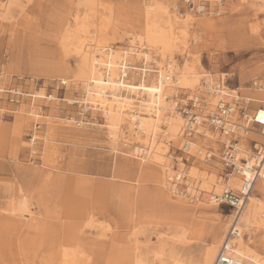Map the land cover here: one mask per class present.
<instances>
[{
    "label": "rangeland",
    "instance_id": "374dc122",
    "mask_svg": "<svg viewBox=\"0 0 264 264\" xmlns=\"http://www.w3.org/2000/svg\"><path fill=\"white\" fill-rule=\"evenodd\" d=\"M79 1L20 0L9 9L7 0H0L6 8L0 9V90H7L0 93V264H62L63 247L76 253L77 264H85L86 258L89 264H203L206 248L225 237L224 224L236 212L225 204L206 202L203 207L188 198L172 196L166 202L159 168L125 153L120 143H110L100 112L84 104L82 89L71 85L69 72L77 58L61 44L74 16L84 13ZM144 1L102 0L93 25L111 4L108 36L122 48L143 30ZM158 1L178 17L176 32L182 28V14L192 18L187 48L174 56L180 66L186 52L213 88L224 79L226 92L260 98L252 83L264 79L263 6L225 0L216 14L196 15L181 0ZM12 88L43 91L57 100L13 99L8 94ZM179 92L181 103L188 91ZM30 103L43 116L40 122L25 115ZM248 106L264 110L257 102ZM34 132L39 137L35 145ZM46 138L51 142L44 144ZM206 138L196 136L194 142L207 143ZM181 142L168 146L172 160L180 159L187 170L217 166V176L224 177L220 141L212 148L218 157L203 155L202 160L181 149ZM173 163L176 170L181 167ZM179 186L184 192L186 186ZM250 195L264 201L259 187ZM244 238L254 255L264 259V229Z\"/></svg>",
    "mask_w": 264,
    "mask_h": 264
},
{
    "label": "bare ground",
    "instance_id": "6f19581e",
    "mask_svg": "<svg viewBox=\"0 0 264 264\" xmlns=\"http://www.w3.org/2000/svg\"><path fill=\"white\" fill-rule=\"evenodd\" d=\"M18 1L20 0H7L6 7L14 6ZM209 1L213 3V0ZM237 1L251 5L257 2L264 7V0ZM79 5L84 8V13H77L74 16L73 24L66 30L61 44L66 52L72 53L77 58L75 69L69 72L74 78L70 84L74 89H82L84 104L89 105L93 111L100 112L110 143L112 145L120 143L127 150L124 151L125 153L142 163L151 161L159 168V183L167 193L166 202L173 196L176 200L188 198L203 207L206 202L207 204L215 203L216 197L220 196L224 189L239 191L241 178L250 176V171L258 166V178L254 180L251 189L246 193L241 207L224 224L225 230L227 229L225 237L220 241L213 240L208 245L203 264H213L216 261L218 252L226 241L227 233L232 229L233 236L228 240V255L232 256L238 264H264V259L254 255L244 238V236H250L256 229H264V201L250 195L254 188L259 187L264 191V166L257 164L253 149L245 144V138H249L254 130L247 125V122H254V118L247 112L246 107L243 113L237 111L238 107L234 101L240 100V97L235 96V91L226 92L224 79L218 84L214 83L217 88H213L210 86L213 84L210 77L207 74H198L199 71L197 72V69L192 66V62L189 63L185 56L186 52L182 54L186 59L182 66L175 60L174 56L181 54L187 48L184 40L186 30L193 26L191 16L181 15L182 28L176 32L178 17L171 16L167 6L158 0H145L143 30L133 35L128 45L120 48V43L117 40L113 42V39L108 36V23L113 11L111 4L106 5L107 15H99V26L93 25L95 22L92 17L97 5H103L102 0H80ZM2 8L6 9L5 6L0 5V9ZM88 25L92 26L91 29ZM138 63L140 67L137 66ZM185 90L197 101L203 96L204 107L208 111L223 103L234 108V114L228 117L227 121L234 125L237 136L240 135L236 155L237 160H242L246 167L242 175L231 174L228 179H225L223 176H217V166H210L209 171H200L196 168L187 170L180 159L172 160L167 150L171 143L182 141L181 149L189 154L193 153L195 157L202 160L203 155L208 158L212 156L217 158L218 153L212 149L215 147L214 143L220 141L221 149H223V144L228 141L225 134L218 135L215 131L211 132L205 124L201 125L200 122L194 127V134L185 131V118L176 110L177 99L179 100L176 92L181 91L179 93L182 94ZM256 90L263 91L264 88ZM4 91L7 90H0V93ZM18 95L29 97L33 103L39 99L56 100L45 96L43 91L31 94L21 92ZM263 96L251 101L262 104L264 108ZM230 98L235 99L233 104ZM64 101L73 102L69 99ZM249 101L250 99H244V104ZM182 103L184 104L183 101ZM31 114L35 116V112ZM29 115L28 113L26 116ZM204 115L203 113L199 116V119H202ZM257 118L259 119L260 115ZM256 128L264 139L261 129ZM257 134L253 135L254 139H257ZM32 135H34L32 144L35 145L39 137L35 132ZM196 136L207 137L208 142L195 143ZM43 141L44 144L47 143V139ZM260 144L256 143V147L259 148ZM206 150H211L209 155L205 153ZM173 162L179 163L180 170L172 167ZM214 163L217 165L216 162ZM180 182L186 186L184 192H181ZM204 194H207V200H204L205 197L202 196ZM27 214L30 216L29 211ZM68 251L63 247L59 254L62 264H77L76 253ZM86 260L85 264H89L90 259L86 258Z\"/></svg>",
    "mask_w": 264,
    "mask_h": 264
},
{
    "label": "built area",
    "instance_id": "2783aa9c",
    "mask_svg": "<svg viewBox=\"0 0 264 264\" xmlns=\"http://www.w3.org/2000/svg\"><path fill=\"white\" fill-rule=\"evenodd\" d=\"M225 0H213L214 11H211L212 4L209 0H181V3L186 6L187 10L193 14H206L209 15L211 13L216 14L219 7L224 5ZM61 85H64L61 83ZM252 87L254 89H263L264 88V79L255 80L252 83ZM8 94L13 97V99L21 98L17 93V88L9 89ZM186 94L183 102L177 104L176 110L181 113L183 118L186 121L185 131L189 134H194V127L197 126L198 122L205 124L207 127H210L213 131L221 134H225L228 137L227 143L223 144V149L221 152V165L224 167L226 173L224 174V178L228 179L229 175L237 174L242 175L246 167L244 166V162L242 160H237V146L240 141V135L237 136L236 130L234 129V125L231 122H228V117L234 114V108L230 107L229 104L223 103L220 106L214 107L213 110H206L204 107V103L202 97L199 98V101L193 99ZM18 101V100H16ZM236 103L238 109L237 111L243 113L245 110V104L243 101L238 100L234 101ZM201 105L203 106L201 108ZM205 114L202 119H199V116ZM254 127H258L261 129L263 137H264V121L257 116L254 118V122H252ZM246 146L253 149L254 155L256 156L257 164H261L264 166V143H261L259 148L256 147V143L249 138H245ZM259 167H254L253 170L250 171V176H243L241 178V188L239 191H233L230 188L224 189L220 196L216 197V202L218 204H225L233 209V211H238V209L242 205V201L244 200L246 193L251 189L254 184V180L258 178L259 175ZM233 230V229H232ZM232 230L228 231L226 236V241L223 243L220 248L215 264H238V262L227 253L228 240L233 236Z\"/></svg>",
    "mask_w": 264,
    "mask_h": 264
},
{
    "label": "crops",
    "instance_id": "0c3cea01",
    "mask_svg": "<svg viewBox=\"0 0 264 264\" xmlns=\"http://www.w3.org/2000/svg\"><path fill=\"white\" fill-rule=\"evenodd\" d=\"M63 82V81H62ZM68 84V83H67ZM64 85H66L65 83H64ZM235 91V90H234ZM17 93H21V92H18L17 91ZM236 93V92H235ZM254 94H258L259 95V97L261 98V96L262 95H264V90L263 91H257V90H255L254 92H253ZM26 94H31V93H26ZM237 94V93H236ZM45 95V94H44ZM239 97H240V99H250V101L249 102H252L251 100L253 99V98H248V97H242L241 98V96L239 95V94H237ZM46 96V95H45ZM47 97H49V98H53V96H47ZM259 98V99H260ZM55 99V98H54ZM57 100V99H56ZM253 100H255V99H253ZM29 101H30V99H29ZM31 102V101H30ZM252 103H255V102H252ZM248 104L249 103H247L246 105V108H247V112L251 115V117L252 118H255L256 116H258V115H260L262 112H264V110H262V112H259L258 110H257V112H255V111H253V110H251V109H249L248 107ZM32 104L30 103V106L27 108V110H29L28 112H29V116L31 117V116H33V117H35L34 118V123L35 122H37V121H39V119L41 118V117H43L42 115H39L38 114V112L39 111H37V112H35V116L34 115H32L31 114V112H33L32 111ZM28 113H25V115H27ZM40 122V121H39ZM247 125L248 126H250L251 128H253L254 130H253V132L249 135V139H251L252 141H254V142H256V143H263L264 142V139L259 135V133H258V129L256 128V127H254V125L252 124V122H247ZM258 133V134H257ZM50 133H48V135H49ZM254 134H257V139H254L253 138V135ZM50 136V135H49ZM47 139V138H46ZM51 141H50V139L48 140V142L47 143H50ZM46 148V146L44 147V149Z\"/></svg>",
    "mask_w": 264,
    "mask_h": 264
},
{
    "label": "snow or ice",
    "instance_id": "6c2138e0",
    "mask_svg": "<svg viewBox=\"0 0 264 264\" xmlns=\"http://www.w3.org/2000/svg\"><path fill=\"white\" fill-rule=\"evenodd\" d=\"M260 119H261L262 121H264V112H262V113L260 114Z\"/></svg>",
    "mask_w": 264,
    "mask_h": 264
}]
</instances>
